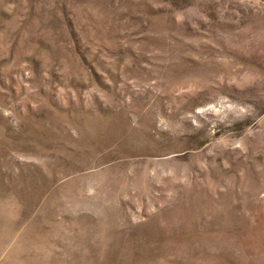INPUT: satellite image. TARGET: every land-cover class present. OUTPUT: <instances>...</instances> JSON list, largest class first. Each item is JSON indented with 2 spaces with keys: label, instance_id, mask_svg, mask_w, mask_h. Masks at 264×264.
Returning a JSON list of instances; mask_svg holds the SVG:
<instances>
[{
  "label": "rangeland",
  "instance_id": "obj_1",
  "mask_svg": "<svg viewBox=\"0 0 264 264\" xmlns=\"http://www.w3.org/2000/svg\"><path fill=\"white\" fill-rule=\"evenodd\" d=\"M0 264H264V0H0Z\"/></svg>",
  "mask_w": 264,
  "mask_h": 264
}]
</instances>
